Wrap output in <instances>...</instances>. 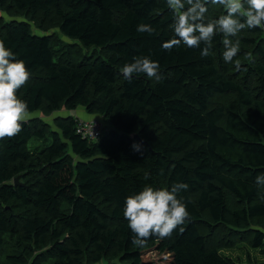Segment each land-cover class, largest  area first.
Wrapping results in <instances>:
<instances>
[{
    "label": "trees",
    "instance_id": "trees-1",
    "mask_svg": "<svg viewBox=\"0 0 264 264\" xmlns=\"http://www.w3.org/2000/svg\"><path fill=\"white\" fill-rule=\"evenodd\" d=\"M222 14L211 5L206 19ZM173 22L166 0H0V40L30 72L17 92L29 116L84 108L109 127L89 141L73 116L56 128L31 116L0 140V264H158L154 248L164 264H242L209 243L220 229L264 255V28L238 33L240 52L225 63L222 34L208 57L203 44L162 49ZM60 35L99 55L60 53ZM140 55L159 62L160 81L124 79ZM178 182L188 185L184 231L134 245L126 198Z\"/></svg>",
    "mask_w": 264,
    "mask_h": 264
},
{
    "label": "clouds",
    "instance_id": "clouds-1",
    "mask_svg": "<svg viewBox=\"0 0 264 264\" xmlns=\"http://www.w3.org/2000/svg\"><path fill=\"white\" fill-rule=\"evenodd\" d=\"M173 13L174 35L162 43V49L171 51L181 44L188 48H200L202 58L210 55L212 41L222 34L223 60L233 62L240 52L241 41L233 39L245 29L264 28V0H166ZM211 5L222 6L226 14L216 19H206ZM138 32L152 34L155 28L149 24L137 26ZM235 69L241 70V62L235 60ZM158 61L148 55L133 57L132 62L122 68L125 80L129 82L141 74L149 79H162ZM30 79L25 61L0 40V140L12 138L22 131L29 115L28 105L17 96L18 90ZM135 151H141L140 144H133ZM141 154H143L141 152ZM256 184L264 186V174L256 177ZM186 183H174L170 189H154L145 186L140 192L126 198L123 215L132 232V243L144 246L148 239L170 237L177 229L182 233L183 225L190 220V213L181 194L187 191Z\"/></svg>",
    "mask_w": 264,
    "mask_h": 264
},
{
    "label": "rangeland",
    "instance_id": "rangeland-1",
    "mask_svg": "<svg viewBox=\"0 0 264 264\" xmlns=\"http://www.w3.org/2000/svg\"><path fill=\"white\" fill-rule=\"evenodd\" d=\"M31 25H32L33 30L37 31L38 33L47 32L48 34H52L53 32H55V30L40 31L38 27L35 25V23L33 22H31ZM59 37L62 38V40L64 41L63 44L69 45L67 48L62 47L60 53L64 55L71 54V55H76L77 57H80V58H83V56L84 57L85 56L97 57L99 55L100 51L96 50L95 47L87 48L81 45L80 42L78 41L68 40L64 38L62 35H60ZM82 109L84 111H82ZM31 116H38L42 118L44 122H46L52 128H56L55 120L59 117L66 118L69 116H73L77 118V120H84V121L94 119V117H91V115H89L85 111L84 108H79L75 110L74 112H70L65 107H62L61 110L54 112L52 114H49V115H46L45 113H42V112L35 113L30 116L28 115L27 119H29ZM79 116H83V118ZM84 117H87V118L84 119ZM106 131H109V127L103 124L102 132L105 133ZM34 144H38L39 147H43V145L37 142L36 140H32V142L30 143V147L33 148ZM209 243L211 244L214 243L217 245L220 244L219 246L223 248L222 253L234 259L236 263H242V264L247 263L249 255L253 258L256 257L258 259H264V255L259 253L258 249H254V248H251L250 246L243 245L242 243L236 242V240L233 237H231V235L227 233L226 230H223V229H220V231L216 233L215 236H213L212 242H209ZM146 252H147L148 260L153 261L158 264H164V261L166 260L165 256H162L160 254L158 248L150 249L149 251H146Z\"/></svg>",
    "mask_w": 264,
    "mask_h": 264
},
{
    "label": "built area",
    "instance_id": "built-area-1",
    "mask_svg": "<svg viewBox=\"0 0 264 264\" xmlns=\"http://www.w3.org/2000/svg\"><path fill=\"white\" fill-rule=\"evenodd\" d=\"M103 123L99 118L84 121L78 120L77 133L89 141H98L102 136Z\"/></svg>",
    "mask_w": 264,
    "mask_h": 264
},
{
    "label": "water",
    "instance_id": "water-1",
    "mask_svg": "<svg viewBox=\"0 0 264 264\" xmlns=\"http://www.w3.org/2000/svg\"><path fill=\"white\" fill-rule=\"evenodd\" d=\"M19 180H20V177H17L16 180H15V184L16 185H19Z\"/></svg>",
    "mask_w": 264,
    "mask_h": 264
},
{
    "label": "crops",
    "instance_id": "crops-1",
    "mask_svg": "<svg viewBox=\"0 0 264 264\" xmlns=\"http://www.w3.org/2000/svg\"><path fill=\"white\" fill-rule=\"evenodd\" d=\"M82 111H84L83 109H82ZM70 112H74V111H70ZM79 117H82L83 118V116H79ZM75 118V117H74ZM87 117H84V119H86ZM77 119V118H76Z\"/></svg>",
    "mask_w": 264,
    "mask_h": 264
},
{
    "label": "bare ground",
    "instance_id": "bare-ground-1",
    "mask_svg": "<svg viewBox=\"0 0 264 264\" xmlns=\"http://www.w3.org/2000/svg\"><path fill=\"white\" fill-rule=\"evenodd\" d=\"M78 134V133H77Z\"/></svg>",
    "mask_w": 264,
    "mask_h": 264
}]
</instances>
